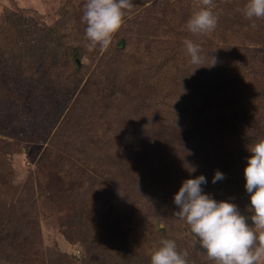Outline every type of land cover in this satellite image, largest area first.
Here are the masks:
<instances>
[{
    "label": "rangeland",
    "instance_id": "rangeland-1",
    "mask_svg": "<svg viewBox=\"0 0 264 264\" xmlns=\"http://www.w3.org/2000/svg\"><path fill=\"white\" fill-rule=\"evenodd\" d=\"M86 2L0 0V19L9 12L38 25L39 40L68 63L52 69L45 84L37 77L0 86V95L12 98L0 100V264H150L162 239L174 240L187 264H216L175 213L173 195L183 180L204 174L203 191L250 218L248 146L241 157L221 146L227 137L264 138V118L210 120L218 147L202 141L203 124L218 105L197 95L205 93L195 81L200 64L190 63L183 41L199 45L201 63L232 45L257 52L255 69L242 68L263 91L260 111L264 17H245L247 0H211L216 27L194 34L186 22L205 7L202 0H129L132 7L102 50L88 46ZM167 101L189 109L185 120ZM215 170L225 175L212 183ZM119 250L127 252L124 259Z\"/></svg>",
    "mask_w": 264,
    "mask_h": 264
},
{
    "label": "clouds",
    "instance_id": "clouds-1",
    "mask_svg": "<svg viewBox=\"0 0 264 264\" xmlns=\"http://www.w3.org/2000/svg\"><path fill=\"white\" fill-rule=\"evenodd\" d=\"M205 7L195 10L186 22L191 33H206L215 29L217 16L210 7L211 0H202ZM132 6L129 0H87L82 21L86 22L88 46L106 49L113 34L120 28L125 10ZM243 15L249 19L264 17V0H247ZM191 64H201L200 47L192 40L183 41ZM250 155L243 169L244 188L249 194L252 215H242L230 200H216L203 191L208 183L204 174L182 181L173 195L175 212L186 221L200 247L216 264H264V138L248 146ZM224 173L215 170L211 182L224 179ZM251 225L259 231H253ZM150 264H187L185 255L177 251L176 242L162 239L150 256Z\"/></svg>",
    "mask_w": 264,
    "mask_h": 264
},
{
    "label": "trees",
    "instance_id": "trees-1",
    "mask_svg": "<svg viewBox=\"0 0 264 264\" xmlns=\"http://www.w3.org/2000/svg\"><path fill=\"white\" fill-rule=\"evenodd\" d=\"M0 23L5 28L4 31L0 28V86L5 84L6 90L13 79L32 82L39 77L41 78V83L45 84L49 80V73L52 69H65L67 67V60H57L53 57L55 53L53 45L39 40L37 32H40V27L38 25L32 22L28 24L25 18L9 12L3 14ZM258 60L259 54L257 52L245 49L242 46L232 45L231 48L225 49L224 52H220L218 55L215 54L214 57L212 56V60L209 58L203 60L204 62L195 68V81L199 83L201 87L199 89L205 92L197 95L200 98H203L204 95H209L215 103L213 106L218 105L215 110L213 109V115L205 120L207 124H203L202 141H210L213 144L211 146L218 147L216 145V136L211 135L212 128L208 124L210 120L212 121L219 117H228L238 121H245V118L248 121H252L258 116L264 118V108L260 109V111L257 109L259 106L257 102L263 91L260 87L258 89L256 85H253L252 81L256 82L257 80L253 75L249 76L248 66L242 68L247 63L254 70ZM10 94H1L0 100L2 98L5 100L10 99ZM182 105L172 103V101L165 103V106L180 121L181 119L185 120V113H189V109H184ZM213 106L211 107L213 108ZM12 108L13 106H5V112L12 114V111H14ZM19 113V111L14 112L12 116L16 117ZM215 122H211V124ZM238 138L245 140L234 142L233 139H228V137L223 138L222 142L224 144L221 148L228 149L230 147L233 152H237L238 156L241 157V151L239 150L243 149L245 145L250 146L255 142L240 135H238ZM247 149L246 147L244 154L245 152L248 153ZM230 190H232V184ZM213 196L221 198L216 194ZM94 250L92 259L96 255ZM115 252L119 258L122 255V259L127 255V252L124 251L121 254L122 250Z\"/></svg>",
    "mask_w": 264,
    "mask_h": 264
}]
</instances>
